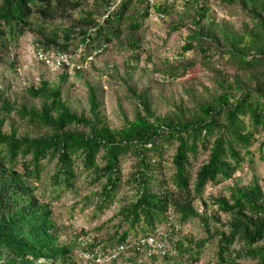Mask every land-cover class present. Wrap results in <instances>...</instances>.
<instances>
[{
	"label": "trees",
	"instance_id": "16d2710c",
	"mask_svg": "<svg viewBox=\"0 0 264 264\" xmlns=\"http://www.w3.org/2000/svg\"><path fill=\"white\" fill-rule=\"evenodd\" d=\"M152 14L166 24L164 42L178 32L182 45L176 59L149 70L140 67L137 32ZM26 32L37 50L81 49L80 68L23 87L27 102L0 91V264H81L59 239L53 207L62 199L68 220L83 214L95 221L113 210L78 234L80 252L93 256L86 264L167 225L169 254L147 264H200L209 245L213 264H264V190L257 177L205 197L244 162L253 164L256 153L264 159V0H0V52ZM112 43L126 53L121 69L113 63L95 71L129 105L119 106L117 125L102 113L101 82H84L81 111L63 88L71 75L80 76L88 53ZM146 58L154 64L152 55ZM195 70L211 88L189 86L186 99L166 100L159 113L163 96L153 86ZM143 72L160 76L139 87ZM192 221L203 236L175 233ZM131 254L126 260L146 264Z\"/></svg>",
	"mask_w": 264,
	"mask_h": 264
},
{
	"label": "rangeland",
	"instance_id": "374dc122",
	"mask_svg": "<svg viewBox=\"0 0 264 264\" xmlns=\"http://www.w3.org/2000/svg\"><path fill=\"white\" fill-rule=\"evenodd\" d=\"M219 15L222 14V10L215 6ZM241 17L232 18L231 21H240ZM165 25L160 18H158L155 14L150 16L147 27L145 31H138L137 35L142 38V49L143 54L140 58V67H149V70L155 68V65H160L161 61L166 60H174L176 59V53L179 51L180 46L182 45V41L178 32L173 33L167 40L165 39ZM34 36L26 32L16 42L8 44L3 47V50L0 52V91H3L6 96H8L11 100H15L17 102H27L28 98H26L22 93L21 89L26 87L27 85H38L40 79H48L51 81H57L59 74L63 69L53 68L49 65H46L42 62H39L36 58L37 43L34 40ZM76 43V42H75ZM152 55V61H147L146 56ZM126 53L116 49L112 44L109 45L106 51L98 55L96 58L92 60L91 63H85L83 66V71L80 76L76 77L75 75H71L67 81L63 84L64 88V96L67 101L71 104V106L77 111H81L83 109H87V101H86V87L85 81L90 83H95L99 81L98 73L95 71L102 70L105 66L112 65L113 63L118 65L121 69V64L125 59ZM186 58H191L193 55L191 52L185 54ZM77 56L75 57V59ZM139 70V68H138ZM72 72V71H71ZM137 77H138V72ZM71 74V73H70ZM143 77L139 79L138 86L143 87L145 82H149L151 77H159L160 74L157 73H149L143 72ZM195 77L194 79H192ZM106 77L101 79L102 87L105 90L104 94V105L102 113L106 115L108 120L113 124H118V115L120 111V105L123 109L129 110V105L123 98V96L118 92L116 93L113 90V86L108 85L105 82ZM149 83H152L151 81ZM202 85L211 88V83L208 79L204 77L202 73L195 71H191L190 74L185 76L184 78H180L176 80L173 84L158 86L155 85L154 90L162 93L163 96L161 102L157 105L159 113H164L166 110V105L164 104L168 100L172 102L173 100L178 101L181 97L186 99L187 96L184 93V89L189 86H192L196 91H203ZM130 161L124 162L123 165V173L126 174L130 170ZM257 177L259 184L262 186L264 190V159H259L258 154L256 153L254 156V163L249 164L248 162H244L241 168L233 174V177L224 183L215 186L209 187L205 191V197L207 196H218L227 194L225 187H229L233 184L237 185H246L251 183L253 178ZM63 199L56 203L53 207L54 217L58 225L61 227V232L59 235V239L62 242L69 243L73 246V257L77 260L78 263L86 264L85 259L82 257V253L80 252V247L83 245L82 238L79 237V233L81 229L85 231H91L97 223H102L107 220L113 210H107L104 215L97 218L95 221H91L87 219L88 217H84L83 214H75L72 220H68V215L66 212V206L63 204ZM195 205L200 209L199 202L195 201ZM175 233L180 235H197L203 236L202 234V226L196 222H188L182 226H175ZM105 229L102 230L99 235H105ZM80 242L79 244L77 242ZM215 243V242H214ZM213 243V244H214ZM212 244V245H213ZM212 246L209 245L208 252L206 251L203 254V257L200 261V264L209 262V264H213V259L211 258V252H213ZM143 263L152 262L151 259L141 258ZM159 262L162 259H157ZM98 264H115L106 262H99ZM117 264V263H116ZM241 264H254L253 261H243Z\"/></svg>",
	"mask_w": 264,
	"mask_h": 264
},
{
	"label": "built area",
	"instance_id": "2783aa9c",
	"mask_svg": "<svg viewBox=\"0 0 264 264\" xmlns=\"http://www.w3.org/2000/svg\"><path fill=\"white\" fill-rule=\"evenodd\" d=\"M152 2V0H150ZM105 45L101 44L96 47L91 53H88L86 57V62H91L95 56L100 55L105 50ZM81 49H78L76 54L63 51H42L38 50L36 52V58L39 62L49 65L53 68L64 69L66 68L68 72L75 68H80V64L76 62V59L80 55ZM77 58L75 59V57ZM83 63V65L85 64ZM168 225L165 227L157 228L153 233L147 234L144 237H139L131 243H123L114 248L105 257L96 256V262H110L119 261L120 264H134L126 260V257L132 255L131 253H136L138 256L137 262H142L141 258L151 259L153 255L156 257H163L170 252V245L167 241L168 238ZM84 259H91L93 256L88 253L81 254Z\"/></svg>",
	"mask_w": 264,
	"mask_h": 264
}]
</instances>
